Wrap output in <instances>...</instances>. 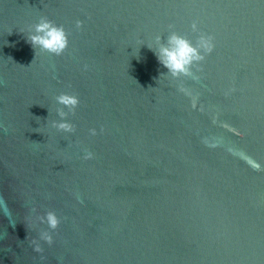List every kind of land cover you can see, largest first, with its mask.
<instances>
[{
	"label": "water",
	"instance_id": "obj_1",
	"mask_svg": "<svg viewBox=\"0 0 264 264\" xmlns=\"http://www.w3.org/2000/svg\"><path fill=\"white\" fill-rule=\"evenodd\" d=\"M171 31L214 38L192 76L148 47ZM0 264H264V0H0Z\"/></svg>",
	"mask_w": 264,
	"mask_h": 264
},
{
	"label": "clouds",
	"instance_id": "obj_2",
	"mask_svg": "<svg viewBox=\"0 0 264 264\" xmlns=\"http://www.w3.org/2000/svg\"><path fill=\"white\" fill-rule=\"evenodd\" d=\"M82 25L83 21L78 20L76 22L78 28ZM191 27L194 32L199 31L197 22L194 21ZM27 40L35 50L39 48L57 56L62 55L69 46V37L64 26L55 24L47 17L40 18L39 22L34 25V30L27 36ZM155 40L158 47L152 48L149 45L148 47L154 51L159 63L167 69L166 73L175 78L194 75L193 68L205 59V54H210L215 48L214 38L206 34L199 35L196 43L176 31H171L166 41L164 37L159 35L155 37ZM56 102L63 107L58 109V115L61 119L53 121V127L64 132H74L75 127L67 117L69 113H75L80 103L79 97L71 93H61L56 97ZM90 133L96 135V129H91ZM92 157V152L85 153V159ZM38 219L42 223H47L51 230L58 228L61 223L60 217L51 210ZM40 239L48 244L53 243L50 231L41 232ZM32 243L34 244V251H43L37 241L33 240Z\"/></svg>",
	"mask_w": 264,
	"mask_h": 264
}]
</instances>
